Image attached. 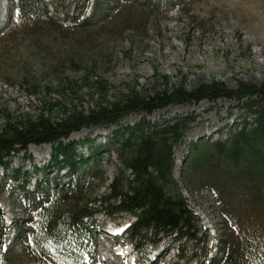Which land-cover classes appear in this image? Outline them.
I'll list each match as a JSON object with an SVG mask.
<instances>
[{"label":"rangeland","instance_id":"obj_1","mask_svg":"<svg viewBox=\"0 0 264 264\" xmlns=\"http://www.w3.org/2000/svg\"><path fill=\"white\" fill-rule=\"evenodd\" d=\"M34 1L41 8L40 20L25 25L17 15V0H0V130L6 125V115L17 120L35 118L51 103H59L58 110L48 111L52 120L61 117L62 108H95L101 99L91 91L84 89L75 99L68 91L60 90L67 81L84 77L93 82L97 75L107 82L109 102L132 87L142 94L153 93L162 87L165 77L170 84H184L188 90L213 82H221L231 90L240 83H264V0ZM48 19L56 23L48 25ZM85 22L87 27L82 26ZM245 101L204 100L171 106L147 118L152 123L192 118L185 139L175 149L173 176L199 222V231L208 234V244L159 235V244L148 243L141 254L142 244L132 241L125 231L134 218L124 213L110 217L102 212L88 220L90 239L83 240L82 264H124L121 255L132 251L137 264H201L206 255L208 264L221 256L220 239L235 242L237 234L243 240L249 239L247 229L236 231L231 223L224 224L217 200L209 190L190 188L181 178L183 162L196 143L225 140L244 122H252ZM140 121L141 116L131 115L120 127L90 128L73 134L69 141L91 143L76 147L85 158L91 149L112 150L111 154L104 151L98 162L91 161L89 169L74 177L67 170L51 166V146H30L27 156L18 153L8 159V171L0 170V239L6 241L0 264H10L2 260L7 257L16 260L15 264H38L42 250L32 245V220L45 200L61 188L76 183L87 186L94 169L107 181L93 182V197L108 193V185L121 168L109 139L113 131ZM23 172L29 173L25 190L12 178ZM120 229L124 230L121 235L108 234ZM119 244L123 250H119Z\"/></svg>","mask_w":264,"mask_h":264},{"label":"trees","instance_id":"obj_2","mask_svg":"<svg viewBox=\"0 0 264 264\" xmlns=\"http://www.w3.org/2000/svg\"><path fill=\"white\" fill-rule=\"evenodd\" d=\"M40 11L34 0H17V14L25 25L39 22ZM48 20L45 22L48 25L56 23ZM88 25L85 22L82 26ZM59 28L63 26L59 25ZM84 89L101 99V103L90 111L60 106L61 117L52 120L48 111L58 110L59 103H51L35 118L17 120L6 115V125L0 130V170L8 171V159L13 155L24 153L27 156L30 146L47 145L52 148L51 166L67 170L68 175L74 177L89 169L91 161L98 162L104 151L111 154L112 150L107 147L91 149L85 158L76 147L91 143L69 141L73 134L90 128L120 127L128 116H141L139 123L113 131L109 139L121 168L108 185L107 194L93 197V182L105 184L107 181L93 169L92 173L89 171L91 182L88 181L87 186L76 183L61 188L39 207L35 220H32L33 232L29 234L32 245L42 250L38 254L41 256L38 264H82L85 261L83 240L90 239L88 220L102 212L110 217L122 213L133 217L126 234L132 241L142 244L141 250L148 243L158 245L161 239L156 238L159 235L207 245L205 238L208 234L199 231V222L188 208L173 176L175 149L185 139L193 124L192 118L177 117L154 123L147 118L171 106L220 99L247 100L248 108H244L252 116V122H244L225 140L206 139L196 143L190 157L183 162L181 178L186 186L205 188L215 196L224 224L231 223L236 231L247 229L245 231L249 233L246 240L238 234L235 242L220 239L221 256L208 264H264V83L259 86L240 83L231 90L221 82H213L188 90L184 84H170L165 77L162 87L153 93L142 94L132 87L113 102L108 101L110 87L97 75L93 82L84 77L69 80L60 88L75 99ZM12 178L25 190L29 173H15ZM40 186L41 183L37 188ZM0 222H3L1 208ZM200 233L202 235L198 237ZM4 245L2 238L0 252ZM52 248L54 251L50 250ZM207 258L206 255L201 264H207ZM2 260L10 264L16 261L10 257Z\"/></svg>","mask_w":264,"mask_h":264},{"label":"bare ground","instance_id":"obj_3","mask_svg":"<svg viewBox=\"0 0 264 264\" xmlns=\"http://www.w3.org/2000/svg\"><path fill=\"white\" fill-rule=\"evenodd\" d=\"M254 42L252 41L251 43L248 42V44H253ZM188 139H191V137H189ZM113 232V230L108 231V234H111Z\"/></svg>","mask_w":264,"mask_h":264},{"label":"snow or ice","instance_id":"obj_4","mask_svg":"<svg viewBox=\"0 0 264 264\" xmlns=\"http://www.w3.org/2000/svg\"><path fill=\"white\" fill-rule=\"evenodd\" d=\"M123 231V229L118 230L117 234H120ZM51 251H54V248L50 249Z\"/></svg>","mask_w":264,"mask_h":264}]
</instances>
